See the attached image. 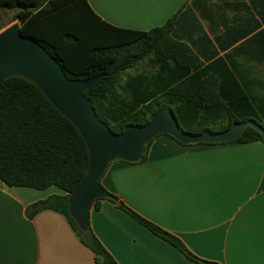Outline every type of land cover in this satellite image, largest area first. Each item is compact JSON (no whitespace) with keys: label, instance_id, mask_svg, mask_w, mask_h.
<instances>
[{"label":"crops","instance_id":"0c3cea01","mask_svg":"<svg viewBox=\"0 0 264 264\" xmlns=\"http://www.w3.org/2000/svg\"><path fill=\"white\" fill-rule=\"evenodd\" d=\"M86 1L101 19L125 29L150 30L177 14L172 37L187 43L202 66L211 62L230 92L264 99V0ZM14 22L19 23L11 19L0 31ZM100 185L118 201L95 200L89 228L117 264H199L152 234L119 202L179 238L199 259L264 264L259 139L183 144L159 134L144 160L110 163ZM64 193L55 185L36 189L0 180V264H96L63 214L43 209L27 215L30 204Z\"/></svg>","mask_w":264,"mask_h":264},{"label":"trees","instance_id":"16d2710c","mask_svg":"<svg viewBox=\"0 0 264 264\" xmlns=\"http://www.w3.org/2000/svg\"><path fill=\"white\" fill-rule=\"evenodd\" d=\"M0 7L15 9L12 21H19L20 32L56 58L68 78L104 74L84 95L115 132L128 124H146L150 114L164 105L187 131L197 132L217 123L222 129L233 120L248 119L264 127V99L230 92L225 76L212 72L211 62L202 66L187 43L172 37L177 14L144 31L106 22L86 0H0ZM147 57V66H142L140 62ZM250 139L264 142L252 127L234 141ZM146 152L139 161L145 159ZM88 158L79 131L38 87L17 76L0 83V180L36 189L55 185L65 191L30 204L27 215L43 209L63 214L94 253L96 264H117L90 228L81 231L68 212V195L84 177ZM109 199L118 201L113 194ZM118 206L188 259L219 264L199 259L176 236L122 202Z\"/></svg>","mask_w":264,"mask_h":264},{"label":"water","instance_id":"95a60500","mask_svg":"<svg viewBox=\"0 0 264 264\" xmlns=\"http://www.w3.org/2000/svg\"><path fill=\"white\" fill-rule=\"evenodd\" d=\"M22 77L34 84L48 101L79 131L88 150V166L82 180L68 195V212L78 228H89L92 203L111 194L100 185L108 165L116 160L137 162L147 145L159 134H167L183 144L221 143L237 140L247 127L264 139V127L248 119L231 121L225 128L187 131L178 124L173 110L156 108L144 125H125L120 132L111 130L96 114L84 91L104 74L85 79L68 78L60 63L43 46L20 32L14 22L0 31V83L6 78Z\"/></svg>","mask_w":264,"mask_h":264},{"label":"rangeland","instance_id":"374dc122","mask_svg":"<svg viewBox=\"0 0 264 264\" xmlns=\"http://www.w3.org/2000/svg\"><path fill=\"white\" fill-rule=\"evenodd\" d=\"M12 14H13V9L7 10L4 8V10H0V26L4 23L6 24L7 22H9L12 19ZM147 59L148 57L142 60L140 64L142 66H147ZM212 128L213 130H219L220 124L219 123L214 124L211 126V129Z\"/></svg>","mask_w":264,"mask_h":264}]
</instances>
